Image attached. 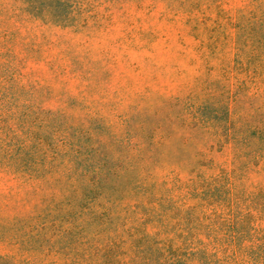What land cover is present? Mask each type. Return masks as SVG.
<instances>
[{"label":"trees","instance_id":"obj_1","mask_svg":"<svg viewBox=\"0 0 264 264\" xmlns=\"http://www.w3.org/2000/svg\"><path fill=\"white\" fill-rule=\"evenodd\" d=\"M20 2L0 264H264V0ZM100 22L101 51L41 36Z\"/></svg>","mask_w":264,"mask_h":264},{"label":"rangeland","instance_id":"obj_2","mask_svg":"<svg viewBox=\"0 0 264 264\" xmlns=\"http://www.w3.org/2000/svg\"><path fill=\"white\" fill-rule=\"evenodd\" d=\"M83 2V5L86 6L87 12L93 11V8L98 9L101 14V0H81ZM22 3L20 0H0V51L4 50H12V51H22L25 49H29L31 51L35 50V47L33 44L29 46L28 48L23 47L21 44V40L25 38L24 35L16 32L14 36L12 35L11 40L13 43L12 47L7 46V41L3 38L2 32L7 30H13L18 23H23L24 18L22 17L23 12L21 10ZM27 26H31L33 29V34H35L34 40H38L39 33L36 32V27L34 26L33 22H28L26 24ZM118 25H114L113 29L116 31L118 29ZM21 31H23V28H20ZM60 33L61 39L62 38H68L70 40V43L73 44V47L77 51H101V22L100 26L97 29L92 30L87 33H71L68 30H61L58 28L51 27L49 29H46V32L44 34H41L45 36V39H54V33ZM114 33H108L102 38H114ZM59 40V39H58ZM49 46V45H48ZM108 48L111 49V51L116 52V45L111 44L107 45ZM178 152V151H177ZM179 156L185 157L188 154V151L184 150L182 152L179 151ZM225 158V155L222 157Z\"/></svg>","mask_w":264,"mask_h":264}]
</instances>
